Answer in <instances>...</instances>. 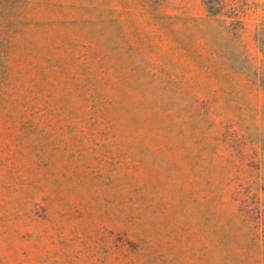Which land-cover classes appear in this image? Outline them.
<instances>
[{
	"label": "rangeland",
	"instance_id": "obj_1",
	"mask_svg": "<svg viewBox=\"0 0 264 264\" xmlns=\"http://www.w3.org/2000/svg\"><path fill=\"white\" fill-rule=\"evenodd\" d=\"M207 1L0 0V264H264V0Z\"/></svg>",
	"mask_w": 264,
	"mask_h": 264
},
{
	"label": "trees",
	"instance_id": "obj_2",
	"mask_svg": "<svg viewBox=\"0 0 264 264\" xmlns=\"http://www.w3.org/2000/svg\"><path fill=\"white\" fill-rule=\"evenodd\" d=\"M217 1L218 0H208L207 1L206 4H207V7H208L209 12H211V10H214V7L213 6L216 5ZM210 4H211V6H210Z\"/></svg>",
	"mask_w": 264,
	"mask_h": 264
}]
</instances>
